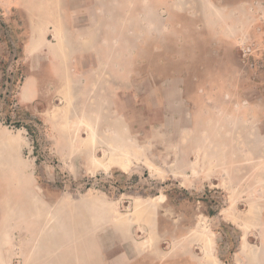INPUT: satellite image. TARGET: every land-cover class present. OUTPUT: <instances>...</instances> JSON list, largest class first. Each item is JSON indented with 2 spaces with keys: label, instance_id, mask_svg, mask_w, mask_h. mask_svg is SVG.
Listing matches in <instances>:
<instances>
[{
  "label": "rangeland",
  "instance_id": "obj_1",
  "mask_svg": "<svg viewBox=\"0 0 264 264\" xmlns=\"http://www.w3.org/2000/svg\"><path fill=\"white\" fill-rule=\"evenodd\" d=\"M98 1L132 2L139 18L140 0H0V130L18 136L11 160L27 182L22 195L14 171H0V222L30 229L13 236L17 244L60 246L1 256L7 264H264V163L236 160L234 139L219 131L221 112L234 108L222 98L235 102L237 81L258 83L264 96V41L254 55L245 44L208 52L203 14L189 8L204 0H148L163 7V24L149 14L147 32L138 22L130 32L114 27L115 63L132 70L133 98L114 120L96 121ZM159 65L165 81L184 87L180 105L156 99V74L138 72ZM29 78L34 91L22 103ZM113 132L119 147L107 142ZM111 146L125 152L126 168H95V159L108 164ZM23 196L31 209L19 208ZM97 199L111 204L121 230L91 219ZM63 231L67 239L52 242Z\"/></svg>",
  "mask_w": 264,
  "mask_h": 264
},
{
  "label": "crops",
  "instance_id": "obj_2",
  "mask_svg": "<svg viewBox=\"0 0 264 264\" xmlns=\"http://www.w3.org/2000/svg\"><path fill=\"white\" fill-rule=\"evenodd\" d=\"M139 18H132V2H95V120L105 119L107 121H112L116 116V106L123 104L124 98L132 99V92L129 90V85H131V76L132 70L126 69L125 67L117 66L115 63L116 50L114 49L116 42V34L114 32V27H120L121 25L129 26L128 32L131 31V25L133 22H138L139 26L145 27L147 32V27L149 24L162 23L164 21L161 11L162 6H159L156 3H149L148 0L139 1ZM190 9L200 12L203 14V25L206 27V37L207 42L209 43L208 52L213 51H222L225 50L223 46L226 44L234 45L239 47L244 45L250 49L251 54H256V50L260 47H256L257 43L264 41V33H260V30L255 31L258 24L254 23L256 20L264 24V0H233L232 2H225L224 0H204L203 3H195L189 7ZM263 11L261 16L259 12ZM149 14L151 21L149 23ZM126 36V35H124ZM131 36V34H128ZM123 42L126 40L123 39ZM220 43V46H217ZM147 50V43H145ZM35 46V43L32 42L28 46L29 51ZM125 54V53H124ZM125 56V55H123ZM158 57V53H156ZM139 57H147V55L140 53ZM158 64V63H157ZM253 66V65H252ZM248 68L250 73H253L254 69ZM52 67V66H51ZM53 69V68H52ZM243 67L236 65L235 73L243 74ZM249 70H246L249 73ZM141 76L147 77L148 74L155 73L156 81L153 88H151L156 99H160L161 102L165 100H171V104L180 105L182 101L181 89L184 87L180 85L178 81L164 80L163 78V69L162 66H156L154 72L149 71L148 67H141L138 71ZM126 82L129 84L128 89L126 88ZM239 82L237 81L236 87L241 90L238 97H236L235 102L233 99H230L227 95H224L222 98L223 104H228V101L234 105L232 112L229 114L227 112H221L219 119V131L221 138H226L227 141L229 138L234 139L235 149L234 153L236 154V160L238 161H251V162H263L264 163V96L259 95V85L258 83L251 82H241V87H238ZM34 81L33 79H27L18 94L20 102H25L30 99L31 94L34 91ZM225 89V86L223 87ZM251 90V92L247 91ZM264 90V89H263ZM247 91V92H246ZM147 97V94H144ZM135 97H142V95H137ZM1 132V130H0ZM118 134L113 132L109 134L107 142L110 144L117 143L118 147L119 141L116 142ZM97 140V135L95 134V141ZM0 141V171L10 170L14 171V177L18 188L17 191H20L23 195L26 193V184L25 181H20V174L22 172L21 166H14L12 162V157L14 155L13 147H9L1 144ZM18 146V145H16ZM118 147L111 146L109 161L111 157L114 156V161L111 163L108 161V164H101L99 159H95V168L103 167L107 168L112 165H115L119 169H122L125 165L127 166V160L124 158L125 152H119ZM232 147V146H231ZM118 150V151H117ZM233 151V150H232ZM122 157V166L121 163L117 162L118 157ZM100 163V164H99ZM223 169V168H222ZM264 182V179H262ZM24 192V193H23ZM24 197V198H23ZM21 198L20 206L24 208L31 209L29 199H26L25 196ZM94 205V203H92ZM91 205V206H92ZM89 209V214L95 213V217H91L93 220H101L103 218L110 219L113 221L112 224L117 230H121L124 226L117 227V217L112 213L113 208L111 204L106 201H100L97 199L95 201V209ZM93 207V206H92ZM109 210V211H108ZM112 215V217H111ZM9 218H11L9 216ZM118 222V221H117ZM13 224V226L8 227V225ZM8 220L4 224L0 222V251L4 250H13L21 249L27 245L29 249L40 248L41 250L55 249L60 248V246H44V244L39 242V245L36 246V242L24 241L21 243H15L12 241L15 234H29L31 231L27 229L25 225L16 224ZM7 224V225H6ZM11 224V225H12ZM65 231L66 227H62ZM63 231V234H64ZM66 235V233L64 234ZM67 239V235L52 238L54 243L61 242L64 239ZM25 243V244H24ZM21 244V245H20ZM83 247V246H82ZM81 247H75L80 249ZM84 248V247H83ZM79 251V250H78ZM77 254V253H76ZM75 254V256H76ZM66 252L60 253V258L65 260ZM78 259L76 258V261ZM34 259L27 258L26 264H34ZM61 262V260H59ZM75 261V262H76ZM0 264H7L4 258L0 254Z\"/></svg>",
  "mask_w": 264,
  "mask_h": 264
},
{
  "label": "bare ground",
  "instance_id": "obj_3",
  "mask_svg": "<svg viewBox=\"0 0 264 264\" xmlns=\"http://www.w3.org/2000/svg\"><path fill=\"white\" fill-rule=\"evenodd\" d=\"M66 83V82H65ZM66 91V90H65ZM18 137V136H17ZM16 137V138H17ZM15 137H10V136H8V135H6L4 132H0V141H2L3 143H1V144H3V145H6V146H9V147H11V146H14L13 144H17L18 143V140L16 139ZM118 151V150H117ZM115 157V156H114ZM113 157V158H114ZM116 157H118V156H116ZM112 157H111V159H110V163L112 162V161H114V159H113ZM117 159V162L118 163H121V161H122V157H118V158H116ZM108 162V161H107ZM100 164V163H99ZM119 165H121L122 166V163L121 164H119ZM123 168L125 167V165L124 166H122ZM97 168V167H96ZM109 211V210H108ZM112 213H114V212H112ZM91 216H93V217H95V215H94V213L92 214H90ZM111 217H112V215H111ZM59 220H61L60 219V217H59ZM63 221V220H62ZM113 222V221H112ZM119 223V225H123V223L122 222H118ZM117 223V224H118ZM64 239V238H63ZM63 241V240H62Z\"/></svg>",
  "mask_w": 264,
  "mask_h": 264
}]
</instances>
